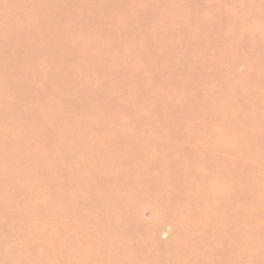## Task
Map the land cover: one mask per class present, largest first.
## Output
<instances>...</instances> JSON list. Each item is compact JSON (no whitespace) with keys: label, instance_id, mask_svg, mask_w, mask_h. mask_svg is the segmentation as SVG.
<instances>
[{"label":"rangeland","instance_id":"rangeland-1","mask_svg":"<svg viewBox=\"0 0 264 264\" xmlns=\"http://www.w3.org/2000/svg\"><path fill=\"white\" fill-rule=\"evenodd\" d=\"M44 1L65 20L62 31L55 29L46 15L40 17L18 8L22 23L34 26L30 51L16 63L20 53L13 46L0 48V58L13 61L18 68L34 59L28 83L33 92H42V100L33 104L10 95L1 86L0 98L5 93L7 98L2 99H7V104L43 113L50 105L43 97L53 94L57 100L67 99V84L61 75L54 74L55 70L80 68L72 88L74 108L70 112L79 129L85 132L88 124H101L108 129L105 139H112L113 131L120 132L126 140L143 145L149 160L160 155L172 157L175 152L189 163L196 162L194 173L205 183L204 197L195 204H186L189 198L184 196L180 203L166 204L161 186L135 204L133 220L144 226L146 239L155 238L160 243L150 246L151 256L162 264H185L182 256L172 258L173 245L181 244L194 249L203 264L212 262L207 252L219 248L229 250L235 264H264V0H189L198 7L190 13L186 0H82L84 9L91 8L96 17L91 28L73 13L75 0ZM162 12L164 21L150 18ZM42 41L52 44L57 54L72 51L75 55L64 62H48L37 52ZM84 45L88 50L82 49ZM98 60L110 63L108 68L99 66ZM38 64L44 68V76L40 77ZM22 82L20 79L16 84L22 86ZM90 103L93 109L87 112ZM7 124L0 115V140L10 139L4 132ZM38 144L39 140L32 137L31 153L35 149L37 154ZM52 145H47L49 152L54 150ZM118 153L120 160H111L107 167L124 172L121 157L125 153ZM207 161L216 163L214 171L204 167ZM12 165L22 174L26 172L25 178L18 182L10 177L12 189L0 199L23 202L27 198L24 188L41 195L38 181L27 175L26 168ZM157 176L158 171L153 170L151 178ZM73 180L72 174L62 182ZM215 181L224 186L217 193L210 190ZM83 182L90 198L109 193L88 169ZM48 190L43 198L56 203V213L63 221L68 219L65 223L78 225L73 200H63L56 181H48ZM228 199L235 200L239 212L248 211L232 225L238 239L236 247L229 245L231 232H226L223 241L212 235L213 223L225 218ZM210 208L218 217L216 212L206 217ZM187 225L190 228L183 233ZM17 234L26 236L19 231ZM7 236V245L18 242L15 234ZM99 238L104 246L111 239L116 245L125 244V239L113 234ZM33 246L46 258L40 246ZM22 253L34 257L27 250ZM55 254V264H74V258L63 256L59 248ZM31 256L26 260L35 261Z\"/></svg>","mask_w":264,"mask_h":264},{"label":"bare ground","instance_id":"bare-ground-1","mask_svg":"<svg viewBox=\"0 0 264 264\" xmlns=\"http://www.w3.org/2000/svg\"><path fill=\"white\" fill-rule=\"evenodd\" d=\"M186 2L189 13L198 10V7H194L189 0ZM22 7L40 17L46 15V19L48 18L50 24L57 30H61L60 27L65 21L59 14L51 11L44 0H0V48L13 46L20 53L16 63L22 62L24 60L22 54L26 57L27 51H30L31 37L34 33V26L28 25L27 22L22 23L23 19H20L16 12ZM72 11L85 22L86 27L91 28L95 25L96 17L93 11L91 8L84 9L82 0L74 1ZM178 11L183 12V10ZM165 17L162 12L150 18L164 21ZM32 42L36 45L34 41ZM37 47L38 54H42L48 62H64L75 55L72 51L57 54L53 52L54 46L45 41L40 42ZM84 48L88 50L86 45L82 46V49ZM185 50L187 51L186 47ZM97 62L99 66L105 65V68H108V62L102 60ZM92 63L95 64L91 62L89 66L93 67ZM33 64L34 59H31L22 68L17 66L16 68L13 61L0 58V86L10 95L35 104L34 101L42 100L43 94L41 96L42 92H33L28 83ZM37 69H39L40 77L44 76L45 71L40 64ZM79 73L80 68L77 67L72 70L61 68L55 70L54 74L61 75L67 84V99L61 101L62 97H58L60 99L57 100L53 94L47 98L43 97L48 104L50 103L43 113L35 109L25 110L20 104L9 105L11 103L7 104V99H2L7 98L6 94H1L0 115L7 120V130L5 129L4 132H7L6 135L10 136V139L0 140V196L9 195L12 189L10 177L17 178L18 182H22L25 178L26 172L22 174L16 169L17 166L12 165L13 163L26 168L27 175L38 181L41 195L24 188L27 198L25 196L23 202L13 198V201L9 199L8 202L4 198L0 199V264L35 262V264H55L57 256L55 253L58 248L63 256L73 257L74 264H162L149 252L151 245L159 246L160 243L155 238L146 239L148 233L144 226L132 218L133 207L145 194L160 186L163 188L161 191L166 204L180 203L184 197L189 198L186 203L188 205L197 203L204 197L202 188L205 184L194 173V168L197 169L198 165L196 162L189 163L175 152L172 157L160 155L157 159L149 160L147 149L143 145L126 140L122 134L120 136V132L113 131L112 134L110 132L113 135L112 139L107 138L110 141L103 138L108 129H104L101 124L96 126L88 124L85 132L82 128L79 129L70 117V112L74 108L72 105L74 102L72 92L76 87L74 80L78 79ZM20 79L24 82L22 86L16 84V81ZM99 90L103 94V89ZM106 92H109L108 89ZM92 109V103H90L85 111H92ZM133 119L132 121L136 122ZM32 137L39 140L36 155L35 149L32 155L29 146ZM49 143H52L54 147L51 152L47 147ZM120 150L125 153V157H121L124 158L122 160L124 172H117L107 167L111 160H120L118 156ZM204 167H207V171H214L216 163L207 161ZM217 167H219L218 164ZM86 169L96 177L97 182L109 189V193L89 197L88 186L83 182ZM153 170L158 171L157 178H151ZM72 174L74 175L73 183L62 182L64 179L68 180ZM48 181H56L59 184V193L63 200L64 198L73 200V215L78 225L65 223L68 219L63 221L62 215L56 213V203L43 198L44 194L49 192ZM215 182L210 188L213 193L219 192L224 187L222 183ZM236 205L233 199L225 202L223 215L225 218H218L213 223L212 235L216 240L223 241L226 232H233L234 220L245 216L248 212L247 210L245 213L239 212ZM209 212L214 214L216 211L208 209L206 217L209 216ZM216 214L218 217L217 212ZM187 228L190 227L187 225L183 233ZM154 230L157 231V228ZM18 231L23 232L27 237L18 236ZM8 233L18 237L16 244L7 245L8 241L5 242V240ZM106 234L122 237L125 239V244L116 245L111 239L108 244L102 245L99 236ZM178 234L181 236V229L178 230ZM228 238L229 245L236 247L238 239L234 237V233L230 234V237L228 235ZM34 244L43 249L46 258L38 253L40 251L38 248L35 247L37 251L33 250ZM173 248L175 249L172 258L177 255L182 256L185 264H203L196 258L194 249L182 247L181 244L173 245ZM73 249L75 256H72ZM23 250L34 254V257L23 255ZM228 251L224 248L208 251L212 260L210 264H235L232 257L228 255ZM29 256L35 261H27L26 258Z\"/></svg>","mask_w":264,"mask_h":264}]
</instances>
